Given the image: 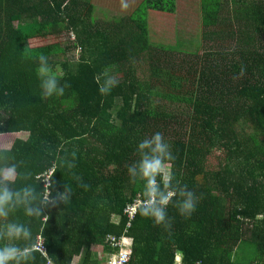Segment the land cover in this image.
I'll return each mask as SVG.
<instances>
[{
  "label": "trees",
  "instance_id": "1",
  "mask_svg": "<svg viewBox=\"0 0 264 264\" xmlns=\"http://www.w3.org/2000/svg\"><path fill=\"white\" fill-rule=\"evenodd\" d=\"M189 1L140 0L112 24L91 0H0V196L11 193L0 250L31 253L9 264H105L123 209L148 197L139 162L150 153L138 144L156 132L174 157L171 187L198 202L184 217L174 197L168 227L137 211L128 264H264V0ZM188 8L199 12L195 51L178 48ZM50 78L63 95L47 96ZM109 78L118 82L102 94ZM53 167L43 204L37 177ZM39 234L47 256L33 251Z\"/></svg>",
  "mask_w": 264,
  "mask_h": 264
},
{
  "label": "clouds",
  "instance_id": "2",
  "mask_svg": "<svg viewBox=\"0 0 264 264\" xmlns=\"http://www.w3.org/2000/svg\"><path fill=\"white\" fill-rule=\"evenodd\" d=\"M124 7H127L125 4ZM43 54H41L42 56ZM40 71H45L41 68ZM118 81L114 78H109L106 82V86L101 88L102 94H107L112 87L116 85ZM58 80L57 78H50L44 83V87L47 89V96L50 97L53 94L63 95L64 87L57 88ZM138 147L143 149H148L150 154H142L139 162V173L140 178L146 183L148 190V199L142 200L137 206V210L140 215L145 218H151L156 225L169 226L167 220V207L172 203L174 197H179L178 201L174 203V207L177 209L181 216L189 217L196 209V204L198 202V197L196 194L188 190L186 185L180 188L179 192L171 187L173 173L171 169H166V161L174 159L170 146L164 141L163 134L156 132L151 136V139H144L139 144ZM129 172L133 169L129 168ZM167 173V177H166ZM160 176V183L164 184V190L160 189L156 177ZM11 198V193L5 191L3 196H0V215H6L3 211V204ZM22 232L21 228L12 227L10 228L9 235H15L19 237ZM25 237L29 233L24 232ZM35 251V249L33 250ZM22 255L27 257L31 255L28 248L23 250L16 246H5L0 250V264H9V262L17 261L18 256Z\"/></svg>",
  "mask_w": 264,
  "mask_h": 264
},
{
  "label": "rangeland",
  "instance_id": "3",
  "mask_svg": "<svg viewBox=\"0 0 264 264\" xmlns=\"http://www.w3.org/2000/svg\"><path fill=\"white\" fill-rule=\"evenodd\" d=\"M140 0H91V2L94 4V11H93V15L94 17L101 21V22H107V23H117L121 18L126 17L128 15H130L135 8L138 5V2ZM184 2V4L189 7L190 6V1L189 0H182ZM127 5V7H124V5ZM191 6H197L194 2L191 3ZM234 6V5H232ZM188 10L190 11V18L187 19H182V21H185L186 23H188L189 25L185 24L182 25L184 27H182V32L184 34V39H182L179 43H178V48H180L181 50H185L189 48L188 51H195L196 48L201 46V42H202V38L200 40V24L199 23H195V18L198 15V10H196L195 8H188ZM150 18H152L153 20L155 18H162L160 21H165V19H167L165 16H161V15H155L152 16V14L150 15ZM169 20V19H167ZM170 21V20H169ZM191 22L194 23V25H191ZM189 26L192 29L193 34L195 35V39L196 41L190 40V29ZM71 36L69 35H61V36H50L47 37L45 39H31L29 41H27L26 45L27 46H41L44 44H54V43H59V42H67L69 43V41H72ZM184 40H186V42H184ZM191 46V48H190ZM252 249L249 247V244H245L244 245V249Z\"/></svg>",
  "mask_w": 264,
  "mask_h": 264
},
{
  "label": "built area",
  "instance_id": "4",
  "mask_svg": "<svg viewBox=\"0 0 264 264\" xmlns=\"http://www.w3.org/2000/svg\"><path fill=\"white\" fill-rule=\"evenodd\" d=\"M56 167L51 168L50 170L39 175L37 178L41 179L45 191L43 194V204L51 201V178L55 174ZM167 177V173H166ZM142 195L138 194L130 203H128L123 209V214L126 217V226L122 236L108 235L107 242L110 244V247L113 249V253L110 254L107 264H128L130 255L125 251V233L127 228L130 226L131 221L133 220L135 214L137 213V206L141 203L142 200H146ZM46 219V217H44ZM36 251L40 252L42 255L47 256V249L45 244V239L42 234H39L36 239V243L33 247ZM178 261L181 263L180 259ZM199 264V263H196Z\"/></svg>",
  "mask_w": 264,
  "mask_h": 264
},
{
  "label": "crops",
  "instance_id": "5",
  "mask_svg": "<svg viewBox=\"0 0 264 264\" xmlns=\"http://www.w3.org/2000/svg\"><path fill=\"white\" fill-rule=\"evenodd\" d=\"M109 256L110 254H105V255H102L101 258H104L105 260V264H107V261L109 260ZM180 259V257H178ZM49 264H53V263H49Z\"/></svg>",
  "mask_w": 264,
  "mask_h": 264
}]
</instances>
